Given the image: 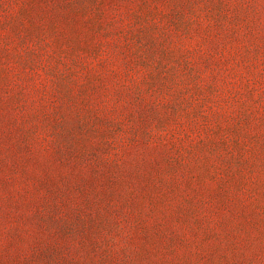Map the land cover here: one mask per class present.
Instances as JSON below:
<instances>
[{"label": "rangeland", "instance_id": "rangeland-1", "mask_svg": "<svg viewBox=\"0 0 264 264\" xmlns=\"http://www.w3.org/2000/svg\"><path fill=\"white\" fill-rule=\"evenodd\" d=\"M0 264H264V0H0Z\"/></svg>", "mask_w": 264, "mask_h": 264}]
</instances>
